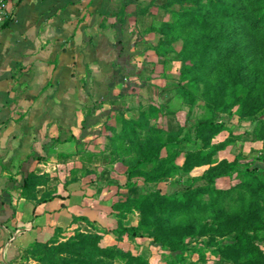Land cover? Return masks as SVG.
<instances>
[{"label": "crops", "instance_id": "obj_1", "mask_svg": "<svg viewBox=\"0 0 264 264\" xmlns=\"http://www.w3.org/2000/svg\"><path fill=\"white\" fill-rule=\"evenodd\" d=\"M122 2L13 0L11 15L0 23V259L5 264L29 245L75 226V217H87L99 229L118 226L111 205L128 190L113 198L106 189L92 193L86 178L72 174L82 143L97 133L110 139L116 96L131 88L129 36L124 23L110 18ZM30 175L36 176L31 192L25 189Z\"/></svg>", "mask_w": 264, "mask_h": 264}, {"label": "rangeland", "instance_id": "obj_2", "mask_svg": "<svg viewBox=\"0 0 264 264\" xmlns=\"http://www.w3.org/2000/svg\"><path fill=\"white\" fill-rule=\"evenodd\" d=\"M186 1L188 0L184 2L123 0L122 6L115 15L110 16L112 22L124 23L123 30H126L129 36L128 57L131 60L134 59V63L129 60L133 66L127 70V73L131 75V81L128 83L131 88L116 96L118 109L111 122L115 127L110 129L111 136L115 131L117 134L122 131L123 120L136 121L141 114L149 116L152 112L154 119L149 126L159 131V137L165 139L163 132L168 134L173 132L178 135L179 140L184 139L179 148L181 156L177 160L180 166L188 153H197L204 147L203 142L196 140L194 136V128L198 121L202 118H212L222 123L225 130L210 141L209 147L224 144L228 139L231 142L216 154L214 162L218 164L222 161H237V169L242 173L235 174L232 178L224 177L223 183L220 184L216 181V188L228 190L245 183L246 178L243 172L247 170L258 169L260 176L264 179V161L261 160L264 158V111L251 117H241L239 106H234L226 112H219L209 108L206 103L207 99L215 95L222 100L226 99L225 83L229 82L230 76H235V61L225 65L219 72L209 73L204 69H194L188 72L185 79H181V71L193 61L184 60L181 56L184 43L195 42L198 36L196 32H192L190 37L188 35L174 37L169 26L178 21V15L185 9L195 11L197 6H193L194 0ZM246 56L244 64L249 68L241 72V77H246L247 82H253L257 76L264 77V54L260 52L255 57V54L248 50ZM138 58L141 60L137 61ZM142 81L146 82L145 88H141L144 84ZM148 129L145 127L140 130L141 138L144 139L147 134H150V132L147 133ZM153 133L150 136H154ZM155 134L158 138V134L156 132ZM98 135L99 133L93 136L94 139L81 144L78 167L73 165L72 174L73 177L86 178L88 184L92 186L90 189L92 193L106 189L113 198L120 193L121 189H127L128 191L123 193L124 197L119 201L129 196L143 197L151 193L175 197L186 188L198 189L206 184L196 180L208 170L209 166L196 168L188 174L180 170L171 178L161 182H145L151 172V167H146L140 168L145 173L144 177L134 178V184L128 186L126 173L139 158L137 149L123 143L124 145H117V151L110 139L103 137L102 134ZM261 137L262 139H259ZM125 146L130 150L125 149ZM209 150L208 148L204 152ZM166 154L167 150L164 149L162 157L166 158ZM51 196L47 193V198ZM208 198L205 196V200ZM257 199L259 198L253 200L256 202ZM119 201L111 205L113 211H115L113 205ZM111 203L110 199L109 204ZM152 209L154 212L150 216L148 214L146 218L147 226L160 236L165 242L163 245L150 238L145 233V229L142 230V233H145L142 237L135 238L114 233L113 230L118 226L113 229H99L87 222L77 221L71 228L58 230L53 237L42 243L43 245H29L17 258L7 264H78L76 261L82 258V251L79 246H73V243L79 241V235H98L102 238L100 246L120 248L133 256L142 257L149 264H235L218 250V244L234 242L233 234L229 233L211 241L210 237H202L198 233L200 225L216 223L212 217L182 216L178 209L176 213H162L155 207ZM115 212L117 216L119 213ZM139 221L140 215L135 212L128 216L124 225H138ZM224 225L226 227V224ZM259 236V245L264 250V231ZM119 237L120 241L117 240ZM172 238L179 239L180 243L171 245ZM63 245L65 247L62 249ZM73 260L76 261L73 263ZM0 264H5V259L4 261L0 259ZM114 264L123 263L115 262Z\"/></svg>", "mask_w": 264, "mask_h": 264}, {"label": "trees", "instance_id": "obj_3", "mask_svg": "<svg viewBox=\"0 0 264 264\" xmlns=\"http://www.w3.org/2000/svg\"><path fill=\"white\" fill-rule=\"evenodd\" d=\"M176 1L184 2V0ZM189 1L193 0L186 2ZM194 2L193 6H197L195 11L185 9L178 15V21L169 26L174 37L184 35L190 37L192 32H196L198 36L195 42L184 43L181 56L184 60L193 61L181 71V79H185L188 72L194 69H204L209 73L219 72L234 60L235 76H230L229 82L225 83L226 99L222 100L215 95L207 99V106L219 112H226L234 106H239L241 117H251L264 111V77L257 76L253 82H247L246 77H241V72L249 68L244 64L247 51L251 50L255 57L260 52L264 54V0H194ZM152 119L154 116L150 112L149 116L141 114L136 121L123 120L122 131L117 134L114 130L113 136L110 137L115 149L118 148L117 145H124L123 143L137 149L139 158L127 170V185H133L134 178L144 177L145 173L140 168L151 167L145 182H161L171 178L180 170L188 174L196 168L209 166L208 170L196 180L206 184L203 188H186L175 197L151 193L143 197L129 196L119 201L113 205V209L119 213L118 227L113 230L114 233L135 238L147 233L156 243L163 245L165 242L160 236L148 229L146 218L148 214L150 216L154 212L152 209L154 207L162 213H176L178 209L182 216L212 217L216 222L214 225L209 223L200 225L198 233L202 237H210L211 241H214L229 233L234 235L233 243L218 244V250L226 259L235 264H264V250L259 245V235L264 231V179L260 176L259 170L243 172L245 183L228 190L218 189L215 186L218 179L242 174L237 169V161H222L218 164L214 162L216 154L231 143L228 139L224 144L209 147L210 141L223 132L225 126L212 118L200 119L194 128V136L196 140L203 142L204 147L197 153H188L184 163L179 166L177 164L181 156L179 148L184 139L179 140L178 135L173 132L169 134L163 132L165 139L159 137V131L149 126ZM145 127L149 128L147 133L154 132V136L147 134L144 139L141 138L140 130ZM124 148L130 150L126 146ZM208 148L209 152H204ZM164 149L167 150L166 158L162 157ZM261 160L264 161V158ZM35 183L36 176L30 175L25 182L26 191L31 192ZM205 196L209 197L208 200H205ZM254 198L259 199L255 202ZM135 212L140 215L138 225H124L128 216ZM74 221L95 225L84 216L75 217ZM143 229L146 230L145 233H142ZM78 239L79 241L73 243V246L80 247L82 258L78 261L73 260V263L76 261L78 264H114L115 262L149 264L142 257L133 256L120 248L100 246L102 238L98 235H79ZM117 240L120 241L121 238ZM179 241L177 238H172L170 244H179ZM34 244L43 245L39 242ZM64 247L63 245L62 249ZM74 253L73 250V255Z\"/></svg>", "mask_w": 264, "mask_h": 264}, {"label": "built area", "instance_id": "obj_4", "mask_svg": "<svg viewBox=\"0 0 264 264\" xmlns=\"http://www.w3.org/2000/svg\"><path fill=\"white\" fill-rule=\"evenodd\" d=\"M13 0H0V23L5 22L11 15L9 5Z\"/></svg>", "mask_w": 264, "mask_h": 264}]
</instances>
